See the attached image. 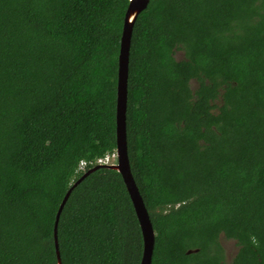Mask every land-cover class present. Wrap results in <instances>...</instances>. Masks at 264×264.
Returning a JSON list of instances; mask_svg holds the SVG:
<instances>
[{
    "label": "trees",
    "instance_id": "1",
    "mask_svg": "<svg viewBox=\"0 0 264 264\" xmlns=\"http://www.w3.org/2000/svg\"><path fill=\"white\" fill-rule=\"evenodd\" d=\"M129 2L0 0V264H59L62 200L116 155ZM126 129L151 264H264V0H150L131 36ZM57 237L62 264H141L118 170L73 187Z\"/></svg>",
    "mask_w": 264,
    "mask_h": 264
},
{
    "label": "water",
    "instance_id": "2",
    "mask_svg": "<svg viewBox=\"0 0 264 264\" xmlns=\"http://www.w3.org/2000/svg\"><path fill=\"white\" fill-rule=\"evenodd\" d=\"M150 0H130L126 12L124 28L121 38V48L119 55L118 68V90H117V149L116 162H101L93 168L86 171L68 190L64 199L61 202L56 216L55 223V242L59 264L61 263V256L59 252V243L57 237V226L60 213L67 201L73 187L76 186L89 172L99 166H106L118 170L126 183L127 189L130 193L132 202L134 204L144 239V250L141 264H151L152 255L155 243V231L151 222V218L139 188L135 182L131 172L129 156L127 151V129H126V112H127V94H128V78H129V55L131 36L133 32L134 23L139 13L145 9Z\"/></svg>",
    "mask_w": 264,
    "mask_h": 264
},
{
    "label": "rangeland",
    "instance_id": "3",
    "mask_svg": "<svg viewBox=\"0 0 264 264\" xmlns=\"http://www.w3.org/2000/svg\"><path fill=\"white\" fill-rule=\"evenodd\" d=\"M177 56L178 57H182V52H178ZM104 161L105 162H116L117 161V157H116V155L109 156L106 159H104ZM223 244H224V246L226 248L227 258L230 261L231 257L236 253L237 247L234 244L233 240L223 239Z\"/></svg>",
    "mask_w": 264,
    "mask_h": 264
},
{
    "label": "clouds",
    "instance_id": "4",
    "mask_svg": "<svg viewBox=\"0 0 264 264\" xmlns=\"http://www.w3.org/2000/svg\"><path fill=\"white\" fill-rule=\"evenodd\" d=\"M101 162H105V161L103 160V161H101Z\"/></svg>",
    "mask_w": 264,
    "mask_h": 264
}]
</instances>
